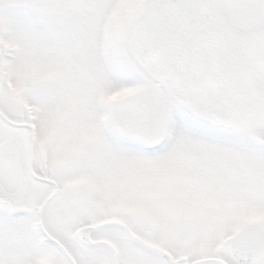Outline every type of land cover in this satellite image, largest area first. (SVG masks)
<instances>
[{"label":"snow or ice","instance_id":"snow-or-ice-1","mask_svg":"<svg viewBox=\"0 0 264 264\" xmlns=\"http://www.w3.org/2000/svg\"><path fill=\"white\" fill-rule=\"evenodd\" d=\"M0 264H264V0H0Z\"/></svg>","mask_w":264,"mask_h":264}]
</instances>
